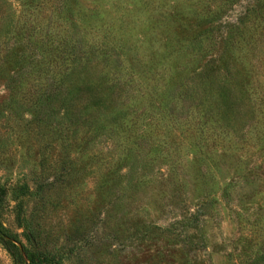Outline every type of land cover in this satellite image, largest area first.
<instances>
[{"label":"rangeland","instance_id":"rangeland-1","mask_svg":"<svg viewBox=\"0 0 264 264\" xmlns=\"http://www.w3.org/2000/svg\"><path fill=\"white\" fill-rule=\"evenodd\" d=\"M24 2L0 0V227L35 264H264V0ZM39 32L76 62L54 99L7 85Z\"/></svg>","mask_w":264,"mask_h":264},{"label":"trees","instance_id":"trees-1","mask_svg":"<svg viewBox=\"0 0 264 264\" xmlns=\"http://www.w3.org/2000/svg\"><path fill=\"white\" fill-rule=\"evenodd\" d=\"M32 4L28 2V0H25L23 3V6L27 7H33V11H37L35 14L36 19H38V16L40 15V11L42 10L43 6V0H30ZM29 4V5H27ZM61 10L59 12L63 11L65 8L63 5L58 6ZM57 7V8H58ZM31 10V9H26ZM18 27H15L14 32L16 33L15 40L13 43V46L7 47L5 50L12 49L15 45H18L17 43V37L21 35H25L26 33L29 35V33L33 32V28L31 26H28L27 24L19 25L15 24ZM31 35V37H37V49L41 53L42 57L41 59L36 57L33 62L35 64V67H39V71H29L27 74H22L20 72H15L12 74L8 80L7 85L9 87H20L25 82L26 76H34V88H40L45 87V91L43 94H41L38 98V100L42 99H54L57 97L59 91L63 90V87L65 86L66 80L68 78L67 70L70 69L71 66H73L76 62L72 58V54L68 51L67 47L70 43V39H62L59 41L58 39H55L54 36H50L49 38L44 35L43 33L39 32V34ZM30 37V35H29ZM12 40V41H13ZM32 43V41H31ZM44 50H48V54H44ZM51 54V55H50ZM57 64H60L57 68ZM56 67L54 68V66ZM34 68V67H33ZM57 69H60V71H57ZM31 73V74H30ZM43 83H42V81ZM17 89V88H16ZM53 92H52V91ZM47 91H50L47 93ZM46 97H45V96ZM62 134V128L57 130V136L58 138L61 137ZM1 198V196H0ZM0 241L5 246V248L9 251V253L12 254V256L15 258V264H35L34 262V255L26 253V249L24 246L12 235L8 234L6 231H4L0 227Z\"/></svg>","mask_w":264,"mask_h":264}]
</instances>
